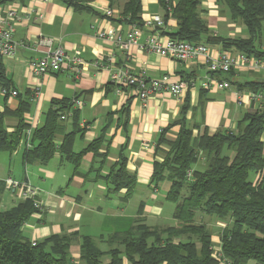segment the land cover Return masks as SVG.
I'll list each match as a JSON object with an SVG mask.
<instances>
[{"label": "crops", "instance_id": "1", "mask_svg": "<svg viewBox=\"0 0 264 264\" xmlns=\"http://www.w3.org/2000/svg\"><path fill=\"white\" fill-rule=\"evenodd\" d=\"M2 0H0L1 2ZM88 11H74L59 0H27L3 3V8L14 7L19 21L15 24L13 40L17 46L15 57L2 59L1 68L10 91L16 96L2 101L0 89V111L6 106L11 111L20 102L28 104L24 113V123L32 131L43 125L44 115L51 101L74 100L81 102L76 108L79 127L82 130L73 139L72 149L79 152L93 140L103 136L98 154L87 153L79 167L73 166L56 154L46 164L35 162L26 164L22 157L24 145L19 143L13 153L0 152V210L10 209L24 201L17 189L8 186V179L28 182L37 190L36 201L41 209L24 224L22 232L31 242H39L51 235H72L91 237L103 252L109 249L106 238L136 225L137 221L150 228L173 227L177 222L172 214L174 207L165 201L167 184L150 185L154 161L161 158L158 149L166 150L158 141L162 132L165 140L173 141L179 131L180 120L188 128H193V136L201 134L204 128L208 135L218 131H236L245 114L264 109V98L250 99L254 93H263L264 88L253 91L249 84H264V57L258 60L261 66L254 69L232 71L224 75L222 81L230 87L225 90L200 88V83L208 73L207 65L201 60L177 62L173 59L149 54L129 47L116 48L117 36L124 37L132 25L122 20L124 2L110 5L106 0H80ZM141 21L150 17H163L157 0H141ZM201 18L206 22L212 37L227 40L247 39L248 32L240 22L230 19L228 12L218 6L215 0H200ZM110 10L112 16L106 17ZM41 17V18H39ZM115 31L112 39H99L95 32ZM176 29V21L169 19L162 34H170ZM152 28L142 27L139 42L143 43ZM40 38L53 41V47H60L66 55L61 70L43 76H33L29 63L44 57L46 48L38 45ZM212 56H217L224 48L221 44H207ZM264 44L257 49L264 54ZM76 50L81 51L82 64L71 60ZM230 51L235 52L233 48ZM111 59L112 61H108ZM128 67L134 75H145L157 79L164 75L172 81L195 82L194 88H187L180 97L156 96L142 105L130 89L118 92L110 81V73L105 67ZM186 81V82H188ZM17 120L4 119L8 133L14 131ZM72 131L71 118L63 124V132ZM61 135L57 136L59 144ZM264 156V133L261 135ZM126 159V170L135 175L136 184L131 198L125 202V190L106 197V186L102 181L119 156ZM169 209V208H168ZM168 225L164 222H167ZM220 223V222H219ZM224 228V227H223ZM75 238L70 255L74 262L79 258V238ZM215 248L219 238L212 237ZM103 263L109 258L104 256ZM122 264L129 262L122 258Z\"/></svg>", "mask_w": 264, "mask_h": 264}, {"label": "trees", "instance_id": "2", "mask_svg": "<svg viewBox=\"0 0 264 264\" xmlns=\"http://www.w3.org/2000/svg\"><path fill=\"white\" fill-rule=\"evenodd\" d=\"M27 0H2L3 3ZM74 11H88L80 0H59ZM110 5L124 2L121 18L129 25L140 29L141 0H106ZM163 11V21H176L174 32L169 37L189 43L221 44L224 50L233 48L256 59L264 57L257 47L264 44V0H215L224 8L232 21L242 23L247 39L227 40L212 37L206 22L201 18L200 0H157ZM218 80L224 75L212 74ZM228 75V74H226ZM225 75V76H226ZM188 81V80H186ZM184 80V82H186ZM191 82V81H190ZM189 81L186 83H190ZM253 91L264 84H249ZM0 89L9 92L7 81L0 65ZM9 98L5 95L2 101ZM76 100V99H74ZM74 100L51 101L44 115L43 125L32 131L31 148L22 152L26 164H46L59 154L76 170L87 153L96 156L103 143L98 137L79 152L72 149L74 137L82 132L79 127ZM28 104L20 102L11 111L6 106L0 111V152L13 153L24 138L29 126L23 115ZM71 115L72 131L63 132L65 120L60 116ZM14 118L17 126L8 133L4 119ZM173 141L165 140L162 132L158 141L166 150L156 148L159 161H154L150 185L154 188L165 182V201L174 204L172 217L177 222L173 227L150 228L137 221L129 229L114 233L105 240L109 249L100 250L91 237L51 235L39 242H31L22 232L24 224L37 213L32 199H24L16 206L0 210V264H264V156L261 135L264 133V109L245 114L236 131H218L208 135L207 129L193 136L182 119ZM61 135L59 144L57 136ZM26 141V139H24ZM106 197L125 190L127 202L134 191L136 177L126 170V159L119 156L109 173L102 178ZM36 201V197H35ZM37 202V201H36ZM213 218L225 223L218 234L221 257L212 251L213 233L202 221ZM200 219L197 221V219ZM79 238V258L74 262L70 247Z\"/></svg>", "mask_w": 264, "mask_h": 264}, {"label": "built area", "instance_id": "3", "mask_svg": "<svg viewBox=\"0 0 264 264\" xmlns=\"http://www.w3.org/2000/svg\"><path fill=\"white\" fill-rule=\"evenodd\" d=\"M106 17L112 16V12L107 10ZM41 18V17H39ZM19 21L17 11L14 7L3 8L0 5V62L2 59H10L15 57L17 46L13 40L14 27ZM166 25V22L158 16L150 17L143 22V27L152 28L153 32L147 35L143 43H140L141 29L132 25L131 30L122 38L117 36L116 48L119 50H126L129 47H135L138 50L149 54H154L162 57L173 59L177 62H188L201 60L207 65L208 73L226 75L232 71L242 69H256L261 66V63L252 56H247L242 52H232L229 50H222L217 56H212L210 49L204 43H189L173 39L168 35L160 32ZM115 31L105 30L95 32V36L99 39H112L115 37ZM38 45L44 46L46 51L44 57L29 63V72L33 76H43L48 73H57L61 70L64 61L67 59L65 53L60 47H53L51 39L40 38ZM264 48V47H263ZM81 51L76 50L72 58V62L82 64L80 60ZM108 61H112L108 59ZM106 70L110 73V81L117 88L118 92L123 89L132 90L143 106L148 101L156 96H171L180 97L187 88H194L195 82L186 83L184 81H172L169 76L164 75L161 78L152 79L145 75H134L128 67H111L106 66ZM230 85L226 81H220L214 76H206L200 83V88L204 90L215 89L225 90ZM3 96H16V91L6 92L1 91ZM264 98L263 93H254L250 95V99L260 101ZM81 102L74 100L73 108H80ZM71 113L60 116V120H66ZM24 138L22 143L25 148H31L30 131H24ZM26 139V141L24 140ZM9 187L17 189L19 194L24 199H32L35 209H41L40 203L35 201L37 190L28 182H17L11 179L6 181ZM34 244V242H33ZM213 255L216 258L221 257L220 247L212 246Z\"/></svg>", "mask_w": 264, "mask_h": 264}, {"label": "rangeland", "instance_id": "4", "mask_svg": "<svg viewBox=\"0 0 264 264\" xmlns=\"http://www.w3.org/2000/svg\"><path fill=\"white\" fill-rule=\"evenodd\" d=\"M114 195H111L110 197L112 198ZM168 204H171V205H167V206H169V207H167L165 210H164V215L165 216H168V210H170V208L171 207H174V204H172V203H169L168 202ZM171 206V207H170ZM169 208V209H168ZM200 219L198 218L197 219V221H199ZM167 222H164L165 224H167L168 225V220H166ZM201 221V220H200ZM209 228H210V230H211V232L213 233V236H217L219 233H220V231H221V229L223 228V227H225V223H223V222H220L219 223V221H217L216 219H213V218H208V217H205V218H203V220H202Z\"/></svg>", "mask_w": 264, "mask_h": 264}]
</instances>
